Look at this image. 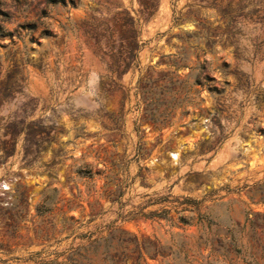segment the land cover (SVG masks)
Masks as SVG:
<instances>
[{
    "label": "rangeland",
    "instance_id": "1",
    "mask_svg": "<svg viewBox=\"0 0 264 264\" xmlns=\"http://www.w3.org/2000/svg\"><path fill=\"white\" fill-rule=\"evenodd\" d=\"M0 264H264V0H0Z\"/></svg>",
    "mask_w": 264,
    "mask_h": 264
}]
</instances>
